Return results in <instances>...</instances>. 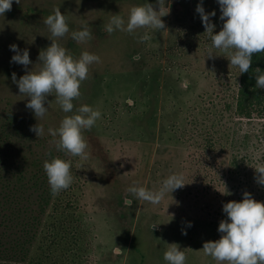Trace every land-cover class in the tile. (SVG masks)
I'll return each instance as SVG.
<instances>
[{
  "label": "rangeland",
  "instance_id": "obj_1",
  "mask_svg": "<svg viewBox=\"0 0 264 264\" xmlns=\"http://www.w3.org/2000/svg\"><path fill=\"white\" fill-rule=\"evenodd\" d=\"M147 2L157 11L161 6V14H166L162 17L165 29L107 33L105 25L113 14L127 21L131 7ZM200 2L13 0L11 9L0 16V101L9 100L21 117L35 124L38 118L26 107L30 98L19 92L12 74L18 80L26 70L41 67L39 53L52 43L44 18L60 8L69 32L53 39L74 56L87 50L100 57L81 84V96L73 100V111L89 104L101 112L94 126L84 131L87 148L75 161L82 195L79 210L84 217L83 231L71 255L79 254L76 264H167L163 258L167 243L184 249L185 264H227L205 256L202 250L205 241L219 239L221 233L218 226L202 222L206 207L194 197L196 188L203 187L196 181L202 168L192 160L193 149L183 131L191 127L192 110L201 105L199 96L223 87L227 78L234 88L239 69L220 50L213 49V56L208 57L211 40L196 12ZM203 6L206 12L215 10L210 19L216 25L214 32L220 31L223 21L217 0H203ZM85 23L92 38L77 43L71 32ZM145 34L147 39H141ZM11 44L29 50L33 63L27 69L10 62L14 55ZM137 55L139 59H133ZM54 95L49 94L51 107L46 101L49 110L40 119L47 135H51L49 128L59 127L63 117L71 114L61 110ZM174 172L183 173L186 184L165 193L158 204L127 191L134 182L157 190ZM232 193L236 200L238 192ZM125 199L131 205L123 206ZM215 200V210L224 213L222 199ZM124 215L131 225L130 236ZM188 221L191 227H187ZM184 228L186 235L182 234ZM117 247L121 248L118 255L114 254ZM59 254H63L61 250Z\"/></svg>",
  "mask_w": 264,
  "mask_h": 264
},
{
  "label": "trees",
  "instance_id": "obj_2",
  "mask_svg": "<svg viewBox=\"0 0 264 264\" xmlns=\"http://www.w3.org/2000/svg\"><path fill=\"white\" fill-rule=\"evenodd\" d=\"M257 67L264 70V52L253 54L234 88L227 78L223 87L199 96L191 127L183 131L192 160L202 168L196 181L203 187L194 197L206 207L202 222L211 225L226 218L215 210L217 197L226 203L235 190L240 201L247 191L264 201V185L256 182L254 168L264 164V89L255 86ZM34 125L9 100L0 101V264H76L79 254L71 255L84 223L76 157L58 150L57 137H38L31 131ZM52 157L72 160L73 182L56 195L43 167ZM123 219L130 236L129 219Z\"/></svg>",
  "mask_w": 264,
  "mask_h": 264
},
{
  "label": "clouds",
  "instance_id": "obj_3",
  "mask_svg": "<svg viewBox=\"0 0 264 264\" xmlns=\"http://www.w3.org/2000/svg\"><path fill=\"white\" fill-rule=\"evenodd\" d=\"M158 2L161 5V0ZM12 3L13 0H0V16L11 9ZM217 3L221 13L219 19L223 21V26L218 32H214L216 25L210 19L216 15L215 10L206 12L203 0L196 7L205 32L209 34L211 40L208 57L213 56V49L220 50L227 54L230 65L238 67L240 74L245 73L252 64L253 54L264 52V0H217ZM164 15L161 14V6L157 11L149 2L135 5L131 7L127 21L120 14H113L105 25V30L108 34L117 30L134 33L144 27L162 30L165 29V22L162 19ZM43 22L51 33L52 43L39 53L41 67L38 70H26L18 80L14 72L12 80L18 85L19 92L30 98L26 107L31 109L39 120V123L31 128L38 137L44 133L40 119L49 110L45 103L47 101L51 107L52 101H48V96L55 94V100L61 110L71 114L65 115L59 127L49 128L48 132L53 137H58V150L73 157L83 156L87 148L84 131L94 126L101 117V112L89 104H81L73 111V100L81 96V84L88 78L90 66L99 63L100 57L87 50L82 51L79 56H74L57 39H53L63 37L69 32L66 15L61 13L60 8L54 9ZM92 35L87 23L79 30L71 32V37L77 43L87 42ZM141 39H147V35ZM9 47L14 52L10 62L23 65L25 69L33 63L27 48L21 50L16 44ZM133 59H139V56H134ZM255 73V86L264 89V70L257 67ZM71 166V159L52 157L45 160L43 167L53 195L72 184ZM254 168L256 182L264 185V164H257ZM185 184L183 173L174 172L163 179L157 190L148 189L134 182L127 191L140 200L158 204L165 193L169 191L172 193ZM126 203L131 205L132 201L128 200ZM222 211L226 218L218 225L217 230L221 236L219 239L203 243L204 255L211 256L219 262L226 261L227 264H264V201L256 200L246 191L242 200L224 203ZM191 226L192 222L188 221L187 227ZM182 234H187L186 228L182 229ZM167 244L168 247L163 254L167 264H185L184 249L177 243ZM120 253V247L114 249V254Z\"/></svg>",
  "mask_w": 264,
  "mask_h": 264
}]
</instances>
